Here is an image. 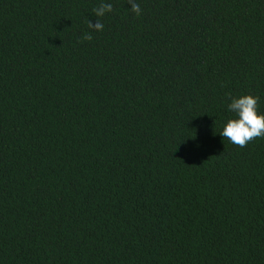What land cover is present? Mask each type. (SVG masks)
Instances as JSON below:
<instances>
[{"label": "trees", "instance_id": "1", "mask_svg": "<svg viewBox=\"0 0 264 264\" xmlns=\"http://www.w3.org/2000/svg\"><path fill=\"white\" fill-rule=\"evenodd\" d=\"M101 2L0 0V264H264V0Z\"/></svg>", "mask_w": 264, "mask_h": 264}, {"label": "clouds", "instance_id": "2", "mask_svg": "<svg viewBox=\"0 0 264 264\" xmlns=\"http://www.w3.org/2000/svg\"><path fill=\"white\" fill-rule=\"evenodd\" d=\"M131 5L130 10L136 16L142 14V9L136 0H128ZM113 11L111 3L102 2L93 9L96 17H103ZM88 27L94 31H103L104 24L100 19L93 23L88 20ZM83 40L91 41V33L84 34ZM259 96L252 94L242 95L240 97H230L228 110L235 114L234 118L227 120L220 135L227 138L231 143L241 148L246 147L249 142L256 138L264 137V114L258 111Z\"/></svg>", "mask_w": 264, "mask_h": 264}]
</instances>
